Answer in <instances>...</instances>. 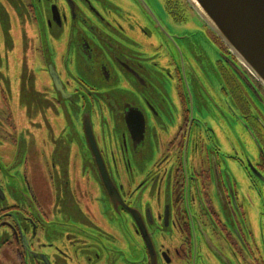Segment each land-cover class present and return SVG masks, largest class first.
I'll list each match as a JSON object with an SVG mask.
<instances>
[{
    "label": "flooded vegetation",
    "instance_id": "obj_1",
    "mask_svg": "<svg viewBox=\"0 0 264 264\" xmlns=\"http://www.w3.org/2000/svg\"><path fill=\"white\" fill-rule=\"evenodd\" d=\"M0 264H264V88L185 0H0Z\"/></svg>",
    "mask_w": 264,
    "mask_h": 264
},
{
    "label": "water",
    "instance_id": "obj_2",
    "mask_svg": "<svg viewBox=\"0 0 264 264\" xmlns=\"http://www.w3.org/2000/svg\"><path fill=\"white\" fill-rule=\"evenodd\" d=\"M264 88V0H185Z\"/></svg>",
    "mask_w": 264,
    "mask_h": 264
}]
</instances>
